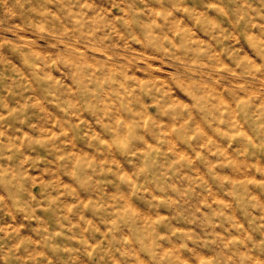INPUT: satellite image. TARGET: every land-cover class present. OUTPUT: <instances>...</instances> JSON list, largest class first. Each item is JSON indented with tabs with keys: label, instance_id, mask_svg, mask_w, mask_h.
I'll list each match as a JSON object with an SVG mask.
<instances>
[{
	"label": "clouds",
	"instance_id": "obj_1",
	"mask_svg": "<svg viewBox=\"0 0 264 264\" xmlns=\"http://www.w3.org/2000/svg\"><path fill=\"white\" fill-rule=\"evenodd\" d=\"M0 264H264V0H0Z\"/></svg>",
	"mask_w": 264,
	"mask_h": 264
}]
</instances>
